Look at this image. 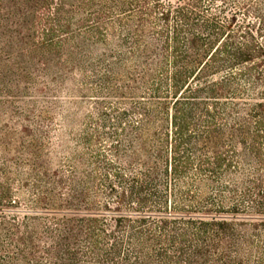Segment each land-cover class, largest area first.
Masks as SVG:
<instances>
[{
    "label": "trees",
    "instance_id": "trees-1",
    "mask_svg": "<svg viewBox=\"0 0 264 264\" xmlns=\"http://www.w3.org/2000/svg\"><path fill=\"white\" fill-rule=\"evenodd\" d=\"M0 264H264V0H0Z\"/></svg>",
    "mask_w": 264,
    "mask_h": 264
}]
</instances>
